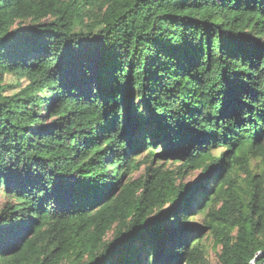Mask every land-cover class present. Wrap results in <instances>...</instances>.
Returning <instances> with one entry per match:
<instances>
[{"label":"trees","instance_id":"1","mask_svg":"<svg viewBox=\"0 0 264 264\" xmlns=\"http://www.w3.org/2000/svg\"><path fill=\"white\" fill-rule=\"evenodd\" d=\"M0 197V264H264V0H0Z\"/></svg>","mask_w":264,"mask_h":264},{"label":"rangeland","instance_id":"2","mask_svg":"<svg viewBox=\"0 0 264 264\" xmlns=\"http://www.w3.org/2000/svg\"><path fill=\"white\" fill-rule=\"evenodd\" d=\"M26 24L23 25V27H25ZM200 177V172L199 171H195L190 173L185 179L184 182L191 184L194 183L198 180V178ZM4 202V198L0 197V207L2 205V203ZM200 217L197 216L196 220H199ZM210 248V252H209V262L210 264H218V258H217V254L220 252V250L218 251L216 248H213V244L208 242L207 244Z\"/></svg>","mask_w":264,"mask_h":264}]
</instances>
